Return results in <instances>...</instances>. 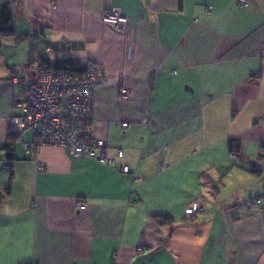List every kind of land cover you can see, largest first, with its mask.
<instances>
[{"label":"crops","instance_id":"crops-1","mask_svg":"<svg viewBox=\"0 0 264 264\" xmlns=\"http://www.w3.org/2000/svg\"><path fill=\"white\" fill-rule=\"evenodd\" d=\"M248 2L7 0L0 264H264V187L238 188L264 171V0ZM114 8L124 34L101 20ZM45 56L102 65L91 136L122 150L128 173L88 158L73 171L61 147L23 151L32 135L9 120L19 113L11 68Z\"/></svg>","mask_w":264,"mask_h":264},{"label":"built area","instance_id":"built-area-1","mask_svg":"<svg viewBox=\"0 0 264 264\" xmlns=\"http://www.w3.org/2000/svg\"><path fill=\"white\" fill-rule=\"evenodd\" d=\"M236 2L241 7L249 4L248 0ZM101 20L116 32L125 33L128 18L119 8L103 12ZM260 53L264 56V45ZM11 69V81L17 87L14 103L19 113L12 115L9 120L19 131L31 133L30 141H22L26 154L35 157L42 146L61 147L68 152L73 171L79 169L82 158H88L117 173L129 172V167L120 163L124 157L122 150L109 152L103 139L91 136L94 89L106 82L101 64L90 63L82 73L53 69L48 64H39L28 71L21 65H14ZM120 97L128 100V90L122 89ZM122 126L126 127L128 123L123 122ZM232 145L237 149L235 143ZM37 166L41 168L42 164L38 162ZM78 205L82 207L83 203ZM245 207L250 209L251 204L247 203ZM199 208L198 204L193 203L185 209V213L193 215Z\"/></svg>","mask_w":264,"mask_h":264},{"label":"trees","instance_id":"trees-1","mask_svg":"<svg viewBox=\"0 0 264 264\" xmlns=\"http://www.w3.org/2000/svg\"><path fill=\"white\" fill-rule=\"evenodd\" d=\"M12 12L11 9L7 5V0H0V33H5V34H11L13 32V26H12ZM40 65L42 64H48L51 66L53 69H61V70H68L72 71L75 73H82L87 66L90 64L88 63H83L77 58H71V57H62V58H55L53 61H50L48 58H43L41 59V62L39 63ZM27 71L29 68L24 67ZM233 143H235L236 147L237 142L235 139H230V151H233ZM10 159L12 158L11 154H9ZM155 220L159 223H165L170 221V218L168 216H156Z\"/></svg>","mask_w":264,"mask_h":264},{"label":"rangeland","instance_id":"rangeland-1","mask_svg":"<svg viewBox=\"0 0 264 264\" xmlns=\"http://www.w3.org/2000/svg\"><path fill=\"white\" fill-rule=\"evenodd\" d=\"M245 150L247 151H255L257 150V147H253L252 146H248V147H245L244 148ZM251 158H253V156H251ZM257 163H259L261 166H262V169H264V160L258 162L257 160ZM247 174H250V173H247ZM251 176L252 177H247L246 175H242L239 181V185H238V188L239 190H242L243 187L246 186L247 187H254L255 188H260L262 189V187H264V171H262L261 173H251ZM262 194V193H261Z\"/></svg>","mask_w":264,"mask_h":264}]
</instances>
